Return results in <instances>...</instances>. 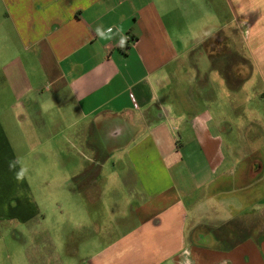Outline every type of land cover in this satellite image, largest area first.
<instances>
[{
  "label": "crops",
  "instance_id": "obj_1",
  "mask_svg": "<svg viewBox=\"0 0 264 264\" xmlns=\"http://www.w3.org/2000/svg\"><path fill=\"white\" fill-rule=\"evenodd\" d=\"M0 264H264V0H0Z\"/></svg>",
  "mask_w": 264,
  "mask_h": 264
},
{
  "label": "rangeland",
  "instance_id": "obj_2",
  "mask_svg": "<svg viewBox=\"0 0 264 264\" xmlns=\"http://www.w3.org/2000/svg\"><path fill=\"white\" fill-rule=\"evenodd\" d=\"M90 142L92 143V147H96V145H97V142L94 140V139H92V138H90ZM98 152V151H97ZM99 154V157H100V153H98ZM57 155H54V154H50L49 155V157H51V158H54V157H56ZM80 158L77 156V160L74 158L72 161H70V165L72 164V163H75V160H76V163L78 162V160H79ZM103 159V158H102ZM86 164V163H85ZM92 169V170H94V164L93 165H91V166H89V169ZM58 168L55 166V167H53L52 169H51V172L55 175L56 174V172L58 171L57 170ZM88 170V169H87ZM53 177V175L51 174L50 175V178H52ZM74 182L76 183L75 184V189H76V192H82V187H87L86 185H82L83 184V180H82V178H75V180H74ZM83 188V189H84ZM66 217H68V216H66ZM69 218V217H68ZM71 218H69V219H66L63 223H62V228H65V230L66 231H69L70 233H69V235L71 236L73 233H74V231H75V239H77V240H80V239H82L83 240V237H85V236H87V225H84L85 224V222L83 221L82 222V224H81V226L79 225V222L78 221H74V219H71ZM87 222L89 223L90 222V217H88L87 218ZM88 226L90 227V225L88 224ZM83 228H86L85 229V231L84 232H82V230H83ZM91 228V227H90ZM86 239V238H85Z\"/></svg>",
  "mask_w": 264,
  "mask_h": 264
},
{
  "label": "clouds",
  "instance_id": "obj_3",
  "mask_svg": "<svg viewBox=\"0 0 264 264\" xmlns=\"http://www.w3.org/2000/svg\"><path fill=\"white\" fill-rule=\"evenodd\" d=\"M97 31L100 32V29H97ZM109 31H111V29H109ZM125 44H126V37H122L120 40V47H124Z\"/></svg>",
  "mask_w": 264,
  "mask_h": 264
},
{
  "label": "built area",
  "instance_id": "obj_4",
  "mask_svg": "<svg viewBox=\"0 0 264 264\" xmlns=\"http://www.w3.org/2000/svg\"><path fill=\"white\" fill-rule=\"evenodd\" d=\"M136 106H138V105L136 104Z\"/></svg>",
  "mask_w": 264,
  "mask_h": 264
}]
</instances>
